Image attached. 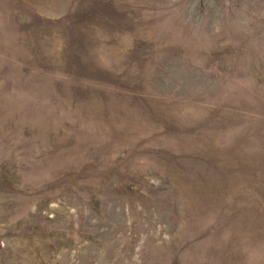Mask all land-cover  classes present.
<instances>
[{"label":"rangeland","instance_id":"374dc122","mask_svg":"<svg viewBox=\"0 0 264 264\" xmlns=\"http://www.w3.org/2000/svg\"><path fill=\"white\" fill-rule=\"evenodd\" d=\"M0 264H264V0H0Z\"/></svg>","mask_w":264,"mask_h":264}]
</instances>
